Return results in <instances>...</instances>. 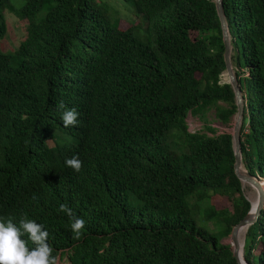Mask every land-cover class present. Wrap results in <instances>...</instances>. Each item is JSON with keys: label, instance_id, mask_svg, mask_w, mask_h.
<instances>
[{"label": "trees", "instance_id": "16d2710c", "mask_svg": "<svg viewBox=\"0 0 264 264\" xmlns=\"http://www.w3.org/2000/svg\"><path fill=\"white\" fill-rule=\"evenodd\" d=\"M114 2L143 21L121 28ZM5 9L27 25L0 52V216L43 224L70 264H237L223 238L250 202L230 132L207 117L228 124L236 112L214 0H0V39ZM223 9L244 96L242 164L264 177V0ZM60 101L76 126L63 125ZM189 114L201 129L188 130ZM74 155L79 172L65 163ZM60 204L85 221L79 240ZM243 257L264 264V208Z\"/></svg>", "mask_w": 264, "mask_h": 264}, {"label": "clouds", "instance_id": "9594fccd", "mask_svg": "<svg viewBox=\"0 0 264 264\" xmlns=\"http://www.w3.org/2000/svg\"><path fill=\"white\" fill-rule=\"evenodd\" d=\"M57 108L62 110L61 119L65 127L78 124L79 113L75 108H67L63 101L58 102ZM65 163L76 172L83 166L77 155ZM59 211L68 215L73 238L79 240L85 227L83 218L75 216L66 204H60ZM49 235L43 224L28 219L26 215L18 224L10 216H0V264H60L59 256L49 243ZM30 244L34 246L30 247Z\"/></svg>", "mask_w": 264, "mask_h": 264}, {"label": "water", "instance_id": "95a60500", "mask_svg": "<svg viewBox=\"0 0 264 264\" xmlns=\"http://www.w3.org/2000/svg\"><path fill=\"white\" fill-rule=\"evenodd\" d=\"M214 3L216 13L220 21L222 42L224 46L223 59L225 63V69L223 72H225L227 75V80L225 83H228L231 86L236 104V112L234 114L232 130L230 132L234 156L233 170L241 183H247L248 185L255 187L257 190V202L255 206L252 208L250 203L248 212L235 225H233L229 234L230 248L237 264H249L244 259L242 252L244 237L242 243H240L238 233L242 228H246L247 230L249 225L255 223L258 216L260 215L261 209L264 208V189L261 185V181L264 180V177L251 174L243 167L242 164L240 128L243 119L244 96L231 62V38L227 19L224 14L223 0H214Z\"/></svg>", "mask_w": 264, "mask_h": 264}, {"label": "rangeland", "instance_id": "374dc122", "mask_svg": "<svg viewBox=\"0 0 264 264\" xmlns=\"http://www.w3.org/2000/svg\"><path fill=\"white\" fill-rule=\"evenodd\" d=\"M11 4L14 7H20L23 5L24 0H10ZM116 7L120 11V27L127 28L129 25L136 24L139 21H143L141 17L136 18L135 15L123 7L119 2H114ZM46 11V10H44ZM3 15L6 22V34L3 38L0 39V52L1 53H12L18 46L19 42L23 40L26 34V21L18 19L14 14L9 12L8 10H3ZM225 73V72H223ZM221 74V83L226 82V78ZM225 78V79H224ZM208 122L211 126L216 129V133L221 132H231L233 118L228 124H223L214 118V110L212 109L207 113ZM186 123L188 125V130L194 132L195 130H199L203 127V123L199 121L197 118L191 116L190 114L186 118ZM246 189V190H245ZM242 190L243 194L247 199L253 192L252 186L248 185L247 183H242ZM249 194V195H248ZM215 201V202H214ZM214 205L216 208H229L231 209V203L226 198L222 197V199L214 197L213 198ZM209 227H212L209 225ZM224 243H229V236L223 238ZM60 264H70L68 260L67 252H65L62 256L59 257Z\"/></svg>", "mask_w": 264, "mask_h": 264}, {"label": "bare ground", "instance_id": "6f19581e", "mask_svg": "<svg viewBox=\"0 0 264 264\" xmlns=\"http://www.w3.org/2000/svg\"><path fill=\"white\" fill-rule=\"evenodd\" d=\"M225 75V76H224ZM223 76L226 78V74L223 73ZM224 78V79H225ZM227 79V78H226ZM261 185L264 189V180L261 181ZM252 189H253V192L251 193V195L249 196V201L250 203L252 204V208L255 206L256 202H257V190L255 187L252 186ZM246 190V189H245ZM249 195V194H248ZM245 231H246V228H242L239 233H238V237H239V240H240V243H242L243 241V237L245 235ZM243 252V251H242Z\"/></svg>", "mask_w": 264, "mask_h": 264}]
</instances>
